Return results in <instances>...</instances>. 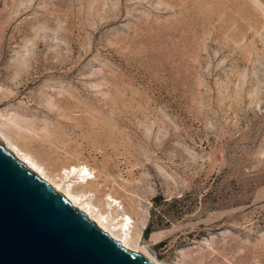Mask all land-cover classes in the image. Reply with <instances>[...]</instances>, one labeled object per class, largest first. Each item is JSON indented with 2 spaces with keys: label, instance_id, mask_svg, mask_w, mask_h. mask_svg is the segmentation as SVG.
Wrapping results in <instances>:
<instances>
[{
  "label": "rangeland",
  "instance_id": "rangeland-1",
  "mask_svg": "<svg viewBox=\"0 0 264 264\" xmlns=\"http://www.w3.org/2000/svg\"><path fill=\"white\" fill-rule=\"evenodd\" d=\"M0 125L163 264H264V0H0Z\"/></svg>",
  "mask_w": 264,
  "mask_h": 264
},
{
  "label": "water",
  "instance_id": "water-1",
  "mask_svg": "<svg viewBox=\"0 0 264 264\" xmlns=\"http://www.w3.org/2000/svg\"><path fill=\"white\" fill-rule=\"evenodd\" d=\"M0 264H149L0 148Z\"/></svg>",
  "mask_w": 264,
  "mask_h": 264
},
{
  "label": "bare ground",
  "instance_id": "bare-ground-1",
  "mask_svg": "<svg viewBox=\"0 0 264 264\" xmlns=\"http://www.w3.org/2000/svg\"><path fill=\"white\" fill-rule=\"evenodd\" d=\"M10 119L14 124L19 125L18 121ZM1 124L5 126L7 123L1 122ZM2 125H0V148L3 151L60 194L124 247L138 253L149 264H163L145 247L141 246L140 230L134 224L133 217L127 211H119L118 207L122 204L121 201L118 202V199L112 194H107L108 198H104L102 201L96 200V195L90 187L93 178L92 171L87 164H71L64 166L60 173H55L32 150L21 145L16 137L6 131ZM112 208L116 210L117 215L122 216L121 220L116 221L119 216L114 217L110 214Z\"/></svg>",
  "mask_w": 264,
  "mask_h": 264
}]
</instances>
